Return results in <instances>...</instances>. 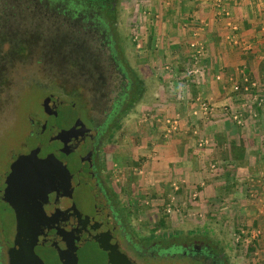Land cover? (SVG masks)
<instances>
[{
  "label": "rangeland",
  "instance_id": "rangeland-1",
  "mask_svg": "<svg viewBox=\"0 0 264 264\" xmlns=\"http://www.w3.org/2000/svg\"><path fill=\"white\" fill-rule=\"evenodd\" d=\"M89 1L0 0V193L15 197L26 190L9 166L21 145L35 144L41 103L73 104L88 139L98 134L97 171L127 212L120 220L138 249L157 237L204 236L226 264H264V117L252 111L255 102L264 105V90L251 91L257 82L246 84V73L221 70L214 60L226 51L224 60L247 65V52L261 49L255 40L264 42V0H97L110 5L108 21L135 85L131 91L100 36L83 34L78 19L58 11L79 2L90 4L88 19L99 15L97 1ZM242 14L251 16L247 28L259 38L241 40ZM211 27L218 35L207 47ZM128 91L130 100L110 117L119 94ZM253 120L260 146L244 159L249 146L235 137L245 133L247 141ZM172 143L177 159L168 151ZM12 231L13 213L0 201V264ZM116 239L137 264H197L153 257L147 248L146 256L132 255L129 243Z\"/></svg>",
  "mask_w": 264,
  "mask_h": 264
},
{
  "label": "water",
  "instance_id": "water-1",
  "mask_svg": "<svg viewBox=\"0 0 264 264\" xmlns=\"http://www.w3.org/2000/svg\"><path fill=\"white\" fill-rule=\"evenodd\" d=\"M58 103L50 99L41 103L44 119L37 123L53 136L41 135L32 149L21 145L10 163L9 173L18 175L26 190L15 197L0 193V201L13 213L8 262L137 264L120 248L106 201L87 168L89 131L76 118L73 104ZM80 135L84 145L79 148Z\"/></svg>",
  "mask_w": 264,
  "mask_h": 264
},
{
  "label": "flooded vegetation",
  "instance_id": "flooded-vegetation-1",
  "mask_svg": "<svg viewBox=\"0 0 264 264\" xmlns=\"http://www.w3.org/2000/svg\"><path fill=\"white\" fill-rule=\"evenodd\" d=\"M87 2V1H86ZM63 6V5H62ZM71 9H67L65 10V6H63L62 9H58V11H60V13L64 14V15H68L70 17V19H78V26H80L82 29H84L83 34H87V32H92L94 34H97L100 36L101 39V44L105 45V47L107 48V51L109 53V58L111 59V63L113 65V68L119 72V74L121 75V77L125 78L128 80V86L130 87L131 91L132 89H134L135 85L133 80L129 77V73L128 70L126 69V67L123 64L122 61V57L119 53L118 50V46L115 43V40L112 36V28L110 25V22L108 21V15H107V11L103 8H99V15L91 18H87L86 15L87 12H89V10H87V7L90 6V4L88 3V5H80V3L78 2V4H70ZM82 12H85V17L81 16ZM81 16V17H80ZM82 18V20H80ZM88 24L86 29L82 26V24ZM124 92V93H120L119 94V99H118V107H114L113 110L110 113V117L112 115H117L122 111L123 105L126 104L131 97L130 92ZM126 97V99L124 100V98ZM124 100V101H123ZM121 103H120V102ZM123 101V102H122ZM77 112V110H76ZM34 137H36V142L33 146H31L28 149H32L33 147H35L37 145V143L39 142V138L42 136L45 137H49V136H53V134L51 133L50 130L44 128V126L42 125H38L37 127L34 126ZM83 135V134H81ZM80 135V143H79V148L82 147V145H84V143H82L83 138ZM96 139V141H95ZM92 146L89 150V157L87 159V168H89V170L92 172L93 177L95 179V183H96V187L98 188V192L100 194L103 195V197H105L106 191L105 188L103 187L102 191H101V186L99 187L97 182H96V178L98 181V177H100V174L97 171V165H96V159H97V155L94 153L95 150L97 149L96 144L99 143V138H98V134L97 136L93 137L92 139ZM82 143V144H81ZM15 158V157H14ZM13 158V160H14ZM86 161V160H85ZM99 183V181H98ZM100 184V183H99ZM105 186H107L105 184ZM108 187V186H107ZM109 192V190L107 191ZM106 201V206L108 208V212H109V216L110 218L113 220L114 223V227H113V233L115 235V237L118 238L119 240V236L122 237L124 239L125 242H128L129 244H127L129 247V249L132 252V255L135 254L136 255H140V256H144L145 253V248H147L148 250H146V252L148 254H150L151 256H156L159 258H175V259H186L192 262H195L197 264H226V259L225 257L222 255V253L219 251V249L216 247L215 244H211V242L208 240V238L206 237H199V236H193V235H187L189 237H178V236H169L168 238H159L157 237L156 239H150L149 241H147V243H143L142 250L138 249L135 243H132L128 237L127 234L125 232V227L123 226L122 221L120 220V216H117L112 212V210H114V207H112V205H110L108 203V199L104 198ZM120 242V241H119ZM172 248L171 251H169V249ZM5 264H9L8 262V257L9 255H7L6 251L8 249V247H5ZM126 252V251H125ZM127 253V252H126ZM125 253V254H126ZM127 258L134 262V260H132V257H130L128 254H126ZM146 256V255H145Z\"/></svg>",
  "mask_w": 264,
  "mask_h": 264
},
{
  "label": "crops",
  "instance_id": "crops-1",
  "mask_svg": "<svg viewBox=\"0 0 264 264\" xmlns=\"http://www.w3.org/2000/svg\"><path fill=\"white\" fill-rule=\"evenodd\" d=\"M202 16H204V15H202ZM206 16H207V14H206ZM206 16H205V18H206ZM203 18V20H205L204 19V17H202ZM250 18H251V16H246V15H244V14H242L241 15V17L239 18L240 20H241V22H240V30H241V33H239V36H241V40H244L245 42L247 41V39H250V38H252V37H255V38H257V36H258V34H257V32L255 33V34H253L252 33V29H250V28H247V22H248V20H250ZM207 19V18H206ZM245 19V20H244ZM200 20H202V19H200ZM210 21V19H207L206 20V22L207 23H205V24H209L208 22ZM245 24V25H244ZM208 26V25H207ZM209 26H211V25H209ZM212 28V29H211ZM210 29H209V31H207V33L206 34H204V40H205V42L208 44L207 45V47L208 46H211L210 45V43H212V41H214L213 40V38H216V35H218L217 34V31H216V33L215 32H213L214 31V29H213V27H211ZM211 30V31H210ZM258 38H259V36H258ZM252 39H254V38H252ZM257 43H259V47L261 48V49H259V48H255L254 49V47H252V49H250V51L249 52H247L248 53V55L245 57V60H246V64L247 65H245V63H243L242 61H236L237 59H230V60H228L227 61V59H225L224 60V58H222V57H224L225 56V54H226V51H222L221 53H220V55H219V58L218 59H214V58H212L213 57V53H211L210 52V55H211V58L212 59H214L216 62H218V67H219V69H221V70H226V71H231L232 73L234 72V70H238L239 72L241 71V72H244V73H246V75L248 76V78L246 77V78H244V80H245V82H246V80H247V83L246 84H254V82L256 83L257 82V85L258 86H256L254 89H250L251 91H253V90H264V88H260L259 86H262V85H264V42L262 41V40H260V39H256L255 40ZM210 42V43H209ZM244 43V42H243ZM210 49V48H209ZM232 49V48H231ZM232 51V50H231ZM228 52V51H227ZM236 54V53H235ZM206 57V56H205ZM208 59V58H207ZM221 59H223V61H221ZM203 62L205 63L206 61H204L203 60ZM259 71H262V74L261 73H258ZM227 76V75H226ZM241 76V75H240ZM253 80V81H252ZM255 80V81H254ZM211 83H215L214 81H211ZM222 88H223V85L224 86H227L228 87V83H226L225 82V80L223 79L222 80ZM220 83V84H221ZM216 85H217V83H215ZM238 85H243L244 86V82H243V80H242V78H240V80H239V83H237ZM227 87H225L224 89H226ZM249 87H250V85H249ZM251 88V87H250ZM228 90V89H227ZM218 94V93H217ZM248 95H250V94H248ZM251 95H250V100H251ZM261 99V98H260ZM262 99L264 100V96L262 97ZM258 104V103H257ZM256 104V102H255V105H254V108H253V110L252 111H254V115H258V117H260V118H262V117H264V111L260 108V106H264L262 103H260V104H258L257 105ZM256 107H258V108H256ZM240 110H243V109H240ZM235 111V110H234ZM233 111V112H234ZM250 111H251V109H250ZM256 111H257V113H256ZM235 113H237V114H239V117L241 116V115H243V113H242V111L241 112H238L237 110H236V112ZM246 115H247V117H249L250 119H252V114H251V112L250 113H248V111L245 113ZM254 121H256V120H253V121H248V125L246 126V131H247V133L246 134H248L247 136H246V138H247V141L246 140H244V137H245V133H244V135L243 134H241V133H236V140H239L240 139V142H242L243 141V145L244 144H246L245 146H249V148L248 149H246V151H244L245 149H243V151H241V156L242 157H244V159H246V157H247V155H246V152H247V150H249L250 148H252V149H254V150H256L257 148H258V146H260V145H258L257 143H256V134H255V132H259V130H258V127H256L255 128V126L257 125V121H256V123L254 122ZM251 122V123H250ZM259 126V125H258ZM222 130V129H221ZM239 134H240V137H239ZM234 137V136H233ZM233 140H234V138H233ZM235 141V140H234ZM176 144H174V143H172V145L171 146H169V149H168V151L171 153L172 151L174 152V154H172V156H174L176 159L178 158V156H177V153H176V146H175ZM189 144H187V145H182V147H181V149L184 151L183 152V154L185 155V153H186V151H187V148H189ZM178 153H179V149H178ZM245 153V154H244ZM180 154V153H179ZM255 154V153H254ZM251 156V154L250 155H248V158ZM253 157V155L251 156V158ZM238 161V160H237Z\"/></svg>",
  "mask_w": 264,
  "mask_h": 264
},
{
  "label": "trees",
  "instance_id": "trees-1",
  "mask_svg": "<svg viewBox=\"0 0 264 264\" xmlns=\"http://www.w3.org/2000/svg\"><path fill=\"white\" fill-rule=\"evenodd\" d=\"M86 1H88V2H91V1H89V0H86ZM97 1V0H96ZM71 4H73V3H71ZM77 4V3H76ZM95 5V7H97V8H105V10L106 11H109V7H110V5H108L107 3H101V2H99V1H97L96 3H94ZM65 8V10H66V6L64 7ZM71 8V7H70ZM129 88V87H128ZM101 127H103L104 128V126H106L105 125V123H103V124H101L100 125ZM96 162H97V160H96ZM97 168V167H96ZM98 181H99V183H98ZM98 181H97V178H96V182H97V184H98V186L100 187L101 186V191L103 192V190H102V188L104 187L105 188V191H106V194H105V197L104 198H106V199H108L107 201H108V203L110 204V205H112V207H114V210H112V212L116 215V217L117 216H121V217H125V215H126V213L127 212H125V214H124V211H121V210H119L118 209V205H117V202L114 200V198H113V196L112 195H110V193L109 192H107L109 189H108V187L107 186H105V181H104V179H103V177L100 175V177H98ZM103 193H105V192H103ZM158 222H159V225L160 226H162L163 224H164V220L162 219V218H160V219H158Z\"/></svg>",
  "mask_w": 264,
  "mask_h": 264
}]
</instances>
